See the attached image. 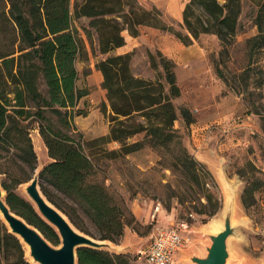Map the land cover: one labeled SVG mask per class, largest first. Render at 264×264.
Instances as JSON below:
<instances>
[{"label":"trees","instance_id":"obj_1","mask_svg":"<svg viewBox=\"0 0 264 264\" xmlns=\"http://www.w3.org/2000/svg\"><path fill=\"white\" fill-rule=\"evenodd\" d=\"M240 11L241 0H188L182 19L194 37L199 32H213L224 47L237 31ZM79 16L89 17L90 28L84 27L85 35L89 38L93 32L96 34L103 55L95 67L102 74L110 106L109 129L97 140L117 141L121 153L145 145L167 152V162L176 166L189 184L203 187L208 201L213 193L209 186L215 184L210 170L189 152L174 126L178 113L173 98L181 91L173 68L175 62L157 51L161 74L149 53L156 73L154 78H148L132 72L130 52H112L125 42L124 30L137 35L142 24L170 30L183 43H190V38L183 39L162 21L156 7L146 8L137 0H76L73 5L71 0H0V182L10 209L53 244L60 242L55 228L17 191L37 166L30 135L33 127H37L51 158L39 170V187L79 230L116 242L124 225L134 221L123 195L105 182L84 151L81 132L74 122L75 115L84 113L78 102L88 92L76 83L75 62L88 57L84 38L72 25L73 17ZM253 22L257 30L246 39L247 61L241 74L247 84L258 68V86L264 80V71L257 64L264 47V3L258 5ZM214 70L224 78L217 64ZM230 84L241 91L237 84ZM178 112L185 124L194 120L188 106H178ZM261 128L264 132V117ZM257 186L248 182L244 190ZM213 210L214 207L210 212ZM76 256L77 264H134L128 253L104 247L81 245ZM0 264H34L26 256L24 244L1 217Z\"/></svg>","mask_w":264,"mask_h":264},{"label":"rangeland","instance_id":"obj_2","mask_svg":"<svg viewBox=\"0 0 264 264\" xmlns=\"http://www.w3.org/2000/svg\"><path fill=\"white\" fill-rule=\"evenodd\" d=\"M75 1L71 0V5ZM137 1L141 5V1L146 3V0ZM262 3L264 0H241L237 31L224 47L215 33L199 32L194 37L185 26L182 16L176 19L172 12H166L165 7L153 6L160 11L166 25L178 31L183 39L188 37L189 41L190 38V43H183L172 31L163 29L178 39L181 47L197 48L205 53L202 61L196 59L181 65L175 63L173 68L181 91L173 98V103L178 113L174 126L181 133L183 143L212 173L215 184L209 186L213 192L210 201L205 198L203 187L189 184L185 175L167 162V152L154 151L145 145L136 151L121 153L117 141L97 140L107 134L109 129L110 106L102 87V74L95 67L96 61L103 55L99 51L96 34L93 32L89 38L85 35L84 27L90 28L89 17H73L72 25L82 34L88 53L86 59L78 58L75 62L78 70L76 83L86 87L88 92L78 102L84 113L75 115L74 122L81 132L84 151L102 172L105 182L123 195L134 216L131 224L124 225L119 239L116 242L110 241L113 247L104 249L128 253L134 264H142L139 256L152 231L159 226L173 225L184 237L173 264H195L191 256L204 255L210 243L209 221L213 218L223 220L226 195L234 190L232 232L227 238V264H264V132L261 128L264 117V80L257 86L258 68L248 77L247 84L244 73L241 74L247 61L246 39L257 30L253 18L258 5ZM169 6L175 10L178 5L171 0ZM191 43L193 45L189 46ZM157 51L163 54L157 47L132 48V72L148 78L155 77L156 69L163 74ZM149 53L155 58L156 69L150 65ZM208 64L213 66L214 72V64L223 71L224 78L215 72L223 88L220 93H217L216 88L215 99L201 106L210 98L214 88L208 82L201 93H195L194 86L198 81L197 69L206 71L209 69ZM257 64L264 71V47ZM205 65L207 68H204ZM230 83L237 84L241 91ZM40 88L45 91V84L41 83ZM180 105H186L192 110L194 120L191 123L183 122L178 112ZM30 135L37 154L34 174L39 173L51 158L37 127L30 129ZM1 178L0 174V181ZM26 182L21 183L17 191L27 197L24 189ZM248 182L258 186L246 192L244 188ZM213 207V212H210ZM23 244L29 259L26 244Z\"/></svg>","mask_w":264,"mask_h":264},{"label":"water","instance_id":"obj_3","mask_svg":"<svg viewBox=\"0 0 264 264\" xmlns=\"http://www.w3.org/2000/svg\"><path fill=\"white\" fill-rule=\"evenodd\" d=\"M27 198L34 204L39 214L57 231L60 243L55 246L41 231L22 216L10 209L5 201V191L0 182V217L8 229L28 246L31 262L38 264H77L76 249L81 245L112 248L108 239H97L79 230L69 218L42 193L39 174L34 173L24 185ZM232 232L230 213L223 218V226L210 233V243L204 255L191 256L197 264H227V238Z\"/></svg>","mask_w":264,"mask_h":264},{"label":"crops","instance_id":"obj_4","mask_svg":"<svg viewBox=\"0 0 264 264\" xmlns=\"http://www.w3.org/2000/svg\"><path fill=\"white\" fill-rule=\"evenodd\" d=\"M177 3V8L175 10H171L169 4L171 0H146V3H142L143 6L148 7H165L166 12L174 15V18L178 19L180 16H182V10L181 8L184 6L185 2L188 0H174ZM139 33L137 35H131L126 30L125 33L123 32L125 42L122 45L116 46L112 49V52L114 53H124V52H131L132 48L134 47H157L159 48L164 55L171 58L175 63L178 65L186 64L189 61L192 60H200L202 61L205 53L204 51H200L197 48L187 49V46H180V43L178 39H176L174 36L172 37L171 34L165 32L163 29L148 25V24H142L139 28ZM193 43L189 44V46H192ZM212 66V65H211ZM208 64L209 69H205L206 71H203V69H197L198 70V81L195 83V93H201L205 86L208 85V82L211 86H213V90L211 91L210 98H207L203 104H200L201 106H205L206 104H210L212 102V99H215V95L217 93H220L221 89L223 88V83L221 81H217L215 72L213 71V66L211 67ZM130 67L133 68L132 58L130 57ZM204 68H207V65L204 66ZM137 75V74H136ZM153 75V74H152ZM150 75L149 77H153ZM140 76V74H139ZM211 77V79L209 78ZM144 77V76H143ZM216 88H218V91L216 93ZM141 255L139 256V258ZM141 259V258H140ZM142 263V261H141Z\"/></svg>","mask_w":264,"mask_h":264},{"label":"built area","instance_id":"obj_5","mask_svg":"<svg viewBox=\"0 0 264 264\" xmlns=\"http://www.w3.org/2000/svg\"><path fill=\"white\" fill-rule=\"evenodd\" d=\"M184 237L173 225L153 230L145 248L141 250L142 264H173L174 256L182 247Z\"/></svg>","mask_w":264,"mask_h":264},{"label":"bare ground","instance_id":"obj_6","mask_svg":"<svg viewBox=\"0 0 264 264\" xmlns=\"http://www.w3.org/2000/svg\"><path fill=\"white\" fill-rule=\"evenodd\" d=\"M234 198H235V191L231 190L230 193L226 195V201H225L224 208L222 211L223 218L225 217V215L227 213H230L231 223H232V217L231 216L233 214V209H234ZM208 226H209V231L211 233H215L219 229L222 228L223 220L220 219L218 221L217 218H213L209 221ZM26 253L28 254V246L27 245H26ZM29 259H31L30 256H29ZM36 264H38V263H36ZM195 264H197V263H195Z\"/></svg>","mask_w":264,"mask_h":264}]
</instances>
